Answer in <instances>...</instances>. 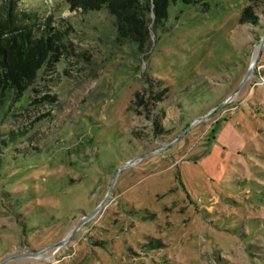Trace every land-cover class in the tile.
Returning <instances> with one entry per match:
<instances>
[{"label": "rangeland", "instance_id": "1", "mask_svg": "<svg viewBox=\"0 0 264 264\" xmlns=\"http://www.w3.org/2000/svg\"><path fill=\"white\" fill-rule=\"evenodd\" d=\"M66 1L17 0L58 48L21 89L0 67V264H264V47L198 119L254 64L264 3L168 0L125 37Z\"/></svg>", "mask_w": 264, "mask_h": 264}, {"label": "trees", "instance_id": "2", "mask_svg": "<svg viewBox=\"0 0 264 264\" xmlns=\"http://www.w3.org/2000/svg\"><path fill=\"white\" fill-rule=\"evenodd\" d=\"M185 3L208 2L210 0H182ZM251 4L244 7L239 22L256 23L255 6L264 0H249ZM70 8L98 10L104 5L117 15L123 36L135 35L144 25V15L154 13L155 20L167 15L168 0H67ZM35 12H28L19 6L17 0L4 2L0 0V67L9 71L5 77L12 78L18 89L26 80H31L40 68L47 53L55 52L57 34H51L50 29L38 32V22ZM137 37V36H135ZM1 69V68H0ZM1 78V73H0ZM2 81L0 80V85Z\"/></svg>", "mask_w": 264, "mask_h": 264}, {"label": "water", "instance_id": "3", "mask_svg": "<svg viewBox=\"0 0 264 264\" xmlns=\"http://www.w3.org/2000/svg\"><path fill=\"white\" fill-rule=\"evenodd\" d=\"M264 47V38L262 39V42L260 44V48L258 49V53H257V56L254 60V64H252V66L249 68L247 74L245 75V77L242 79L241 83L239 84V86L237 87V89L235 91H232L229 96L220 104V105H217L214 109H212L206 116H201L199 117L198 119H206L207 117H209L210 115H212L217 109L219 110L222 106H224L228 101H230L232 98H234V96L236 95L237 92H239L241 90V88L243 87V85L245 84L246 80L248 78H250L251 74H252V71L255 67L256 64H258V61L261 57V51ZM181 136H179L175 141L173 140L171 143L167 144L166 147L164 148H167V147H170L172 145H175L177 143V141L180 139ZM135 160H130L127 164H132ZM112 187H113V184H112ZM108 199V196L106 197V199L104 200V202L100 203V205H98V207L92 211L89 215H85L82 217V219L80 220V222L77 224V226L74 228V230H72L69 235L63 239L62 241H60L58 244H54V245H50L48 246L47 248H45L44 250H40V251H36V252H32L30 254L26 253V254H21V256L23 255H28V256H36V255H39L41 253H44L45 251H47L48 249L50 248H53V247H60L62 246L63 244H66L70 239H72V237L75 235V233L77 232V230H79V228L84 224L85 221H87L88 219H90L92 216L95 215V213L104 205V203L107 201ZM17 257H20V256H16V257H11L10 259H15ZM9 259H6L5 261H3L1 264H4L6 261H8Z\"/></svg>", "mask_w": 264, "mask_h": 264}]
</instances>
